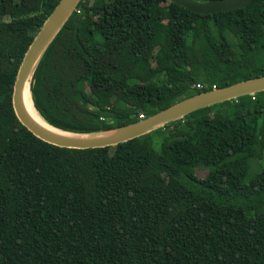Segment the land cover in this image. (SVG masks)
<instances>
[{"label":"trees","instance_id":"1","mask_svg":"<svg viewBox=\"0 0 264 264\" xmlns=\"http://www.w3.org/2000/svg\"><path fill=\"white\" fill-rule=\"evenodd\" d=\"M59 1L0 0V264H264V92L105 148L54 146L21 125L16 75ZM261 76L264 0L209 15L81 0L30 96L49 125L93 134Z\"/></svg>","mask_w":264,"mask_h":264},{"label":"water","instance_id":"2","mask_svg":"<svg viewBox=\"0 0 264 264\" xmlns=\"http://www.w3.org/2000/svg\"><path fill=\"white\" fill-rule=\"evenodd\" d=\"M81 0H60L26 51L18 69L12 92V107L18 121L38 139L54 146L68 149H95L116 146L129 140L138 138L154 131L166 124L174 122L197 110L207 108L219 103L250 96L264 92V76L238 82L223 88H213L210 91L193 95L178 101L146 119L136 123L118 127L112 130L93 134H75L57 129L47 122V126L57 132L70 135L62 136L44 130L36 124L27 114L22 104V94L28 86L30 96V81L32 74L43 53L53 41L58 32L70 18ZM187 10L203 15L227 12L246 7L253 0H208L198 2L195 0H169ZM99 136V137H97Z\"/></svg>","mask_w":264,"mask_h":264},{"label":"bare ground","instance_id":"3","mask_svg":"<svg viewBox=\"0 0 264 264\" xmlns=\"http://www.w3.org/2000/svg\"><path fill=\"white\" fill-rule=\"evenodd\" d=\"M31 85V84H30ZM22 104L24 106V109L26 110L27 114L30 116V118L38 124L41 128L44 130H47L48 132L55 133L58 135L62 136H70L68 134L60 133L57 132L56 130L52 129L51 127L47 126L42 120H40L35 108L33 107L31 98H29V93H28V86L24 89L23 94H22ZM43 118V117H42ZM99 137V136H97Z\"/></svg>","mask_w":264,"mask_h":264},{"label":"rangeland","instance_id":"4","mask_svg":"<svg viewBox=\"0 0 264 264\" xmlns=\"http://www.w3.org/2000/svg\"><path fill=\"white\" fill-rule=\"evenodd\" d=\"M154 148L156 149V150H158L159 149V145L157 144V145H154ZM203 172L204 173H207L208 172V170L207 169H205V171L203 170Z\"/></svg>","mask_w":264,"mask_h":264},{"label":"built area","instance_id":"5","mask_svg":"<svg viewBox=\"0 0 264 264\" xmlns=\"http://www.w3.org/2000/svg\"><path fill=\"white\" fill-rule=\"evenodd\" d=\"M198 87H199V86H198ZM139 118H140V120H142V119H143V117H142V116H140Z\"/></svg>","mask_w":264,"mask_h":264}]
</instances>
